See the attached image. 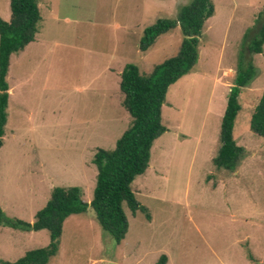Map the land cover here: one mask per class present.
<instances>
[{"label": "rangeland", "instance_id": "1", "mask_svg": "<svg viewBox=\"0 0 264 264\" xmlns=\"http://www.w3.org/2000/svg\"><path fill=\"white\" fill-rule=\"evenodd\" d=\"M190 1L39 0L35 42L11 56L6 79L12 89L0 147L6 217L32 223L55 187H79L90 203L94 154L113 150L131 122L114 73L134 64L147 76L176 56L179 27L145 52L139 42L145 28L175 18ZM211 1L214 13L203 26L196 65L169 87L161 109L166 132L131 184L147 212L133 215L124 205L128 230L120 243L90 207L70 215L47 264H156L162 255L165 264H264V138L250 131L264 91V45L261 54L247 50L264 21V0ZM0 18L10 20L9 0H0ZM249 63L255 74L238 96L233 127L245 157L234 171L217 169L212 159L227 96L238 64ZM48 244L45 230L0 226V261L14 263Z\"/></svg>", "mask_w": 264, "mask_h": 264}, {"label": "trees", "instance_id": "2", "mask_svg": "<svg viewBox=\"0 0 264 264\" xmlns=\"http://www.w3.org/2000/svg\"><path fill=\"white\" fill-rule=\"evenodd\" d=\"M39 0H9L10 20L0 18V147L5 134L8 105L6 80L9 59L35 41L41 22ZM214 6L211 0H191L180 7L175 18L159 19L145 28L139 42V50L147 51L155 40L176 27L180 28L182 40L176 56L156 65L151 73L142 76L134 64H126L120 74L119 89L123 94L122 106L131 117L129 127L116 140L113 150L97 149L92 163L97 173L90 203L82 200L79 187H55L46 205L37 211L32 223L17 218H8L0 208V226L24 232L45 230L49 244L45 248L27 251L14 263L0 264H47L59 248L63 223L70 215L92 209L95 219L115 240L120 243L128 230L124 205L131 214L146 213L131 189L136 177L148 168L153 142L166 132L161 122V109L167 91L181 77L191 73L198 59V46L205 22L212 17ZM264 45V21L257 34L247 46L249 54H261ZM255 74L249 63L237 66L232 87L228 93L219 132L220 146L212 159L217 169L234 171L245 157V149L233 139V127L241 105L238 96ZM250 131L264 138V91L254 107L250 119ZM147 219L149 216L146 214ZM248 258L252 260L249 255ZM162 255L156 264H165Z\"/></svg>", "mask_w": 264, "mask_h": 264}, {"label": "crops", "instance_id": "3", "mask_svg": "<svg viewBox=\"0 0 264 264\" xmlns=\"http://www.w3.org/2000/svg\"><path fill=\"white\" fill-rule=\"evenodd\" d=\"M38 6H39V3H38ZM35 39H36V37H35ZM34 42H35V41H34ZM34 42L30 43V44L27 45L25 48H28V47H29L31 44H33ZM25 48H24V50H25ZM24 50H23V51H24ZM21 52H22V51H21ZM19 53H20V52H19ZM16 54H17V53H16ZM12 55H13V54H12ZM12 55H11V56H12ZM11 56H10V58H11ZM11 59H12V58H11ZM9 64H10V59H9ZM123 68H124V67H123ZM123 68H120V67H119V70H118V71H116L117 68H114V71H116V73H114V74H116L115 76L117 77V79H118L119 74H121ZM111 69H112V68L109 69L110 72H112ZM112 70H113V69H112ZM8 71H9V67H8ZM8 71H7V74H8ZM112 73H113V72H112ZM6 79H7V76H6ZM118 82H119V79H118ZM119 83H120V82H119ZM8 87H9V85H8ZM11 91H12V89L9 87V89H8V94L11 93ZM9 96H10V94H9ZM8 100H9V99H8ZM33 221H34V220H33Z\"/></svg>", "mask_w": 264, "mask_h": 264}]
</instances>
